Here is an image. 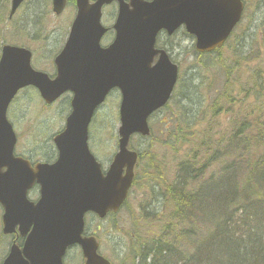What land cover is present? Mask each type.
<instances>
[{
    "label": "water",
    "instance_id": "water-1",
    "mask_svg": "<svg viewBox=\"0 0 264 264\" xmlns=\"http://www.w3.org/2000/svg\"><path fill=\"white\" fill-rule=\"evenodd\" d=\"M24 0H12L11 15ZM114 0H76L78 15L70 38L56 58L58 75L50 80L31 66V50L4 45L0 59V202L4 206V231L17 223L32 225L33 264H63L71 244L83 249L85 264H111L98 254L95 236L86 237L84 216L95 211L102 218L117 210L131 186L138 154L128 149L133 132L149 134L147 117L164 105L177 78V67L162 52L153 66L157 31L170 32L183 21L197 35L201 51L221 46L241 19L240 0H117L120 15L117 38L103 49L100 40L106 28L100 23L101 9ZM60 14L66 0H53ZM35 85L48 103L70 89L74 91L72 114L65 130L56 135L59 150L54 164L30 162L14 156L16 136L6 117L11 100L21 87ZM122 89L120 151L106 176L89 150L88 128L94 109L111 88ZM4 169H7L4 171ZM125 171V172H124ZM41 185V198L27 199L35 182ZM21 264L15 252L8 259ZM7 264V262L5 263ZM28 264V263H25Z\"/></svg>",
    "mask_w": 264,
    "mask_h": 264
},
{
    "label": "rangeland",
    "instance_id": "rangeland-1",
    "mask_svg": "<svg viewBox=\"0 0 264 264\" xmlns=\"http://www.w3.org/2000/svg\"><path fill=\"white\" fill-rule=\"evenodd\" d=\"M244 1L247 6L245 18L239 25L235 36L227 44V47H224L221 55L225 65L233 66L232 70L236 75L234 95L238 101L242 97L239 95V90L244 85V78L249 75L248 69L259 72L262 77L261 81L264 83V0ZM70 4L65 12L58 17L52 12L51 0H27L24 6L17 11L15 18L8 20L9 1L0 22V53L4 43L25 46L33 51L34 69L44 70L51 75L54 74L56 69L53 58L61 51L68 37L70 23L76 14L74 3L70 2ZM116 11L117 5L105 7L102 22L106 26L111 27L114 24ZM37 21L41 23L35 25ZM15 25H18L19 29L16 30ZM113 36V32H109L102 44L106 46L111 42ZM240 38L244 43L245 54L242 56L238 49V52L235 51V43ZM159 42L180 65L182 83L196 72V70L194 71L196 66L199 67L198 72L201 76H208V81L207 83L204 81L198 83L197 79L194 80L195 85L198 86L199 94L193 96L191 102L180 103L182 106L186 105L183 106L185 108L184 113L189 111L186 115H182L173 107L171 109L174 111L166 109L153 118L152 137H134L132 139L133 147L142 154L144 160L141 162V167H144L141 171V179L134 186L124 208L115 216H110L103 221L93 214L87 217L88 232H94L100 237V252L114 264H131L132 254L128 251V246H132L136 240H144L148 233H153L155 223L150 222L149 218L152 219L154 214L158 216L156 220H159V226L166 225L171 221L169 212L174 208L171 209L169 204L164 203L161 194L167 184L176 181L180 175V162L188 158L186 151L192 146L190 143L184 144L189 139L188 135L194 134L196 138H201L203 135L209 133L215 135L217 132L228 129L223 113L220 115L222 127L220 129L214 127L207 129L203 125L198 130H190L187 125V123L195 122L200 118L209 119L213 114L212 111L205 113L208 109L206 101L210 90L211 93L214 90L220 92L224 86L223 65H217V67L201 65L194 52L195 41L185 31L181 30L176 36L169 39L166 38L165 34H162ZM245 57L253 61L248 67L243 61ZM219 59L220 56L217 61ZM203 96L206 99L201 101ZM70 98V94H65L64 97L49 107L33 87L20 91L9 109V119L19 135L18 152L38 160L45 158L42 154L54 151L52 138L56 132L64 127L65 117L70 110L68 104ZM120 101V93L112 92L106 103L100 107L97 114L98 120L92 122L94 124L90 128V144L105 168L111 162L113 154L118 150L117 129L120 124L118 119ZM220 105L224 106L222 109L225 111L229 107L225 104V100H222ZM66 107L69 108L65 111V115H62L61 112ZM170 113L174 115L176 126L167 130L164 129L163 122L168 119ZM198 113L199 115L196 117ZM172 130L176 131V134L186 135V138L179 139L175 149L173 146H168L173 141V136L170 135ZM147 169L151 171L150 176H152L149 180L146 176ZM38 195L39 192L35 189L30 197L35 199ZM1 216L0 209V222ZM207 217L205 215L202 218L205 220ZM5 241V238H0V255L5 251ZM65 257V264H83L81 249L77 246L71 248Z\"/></svg>",
    "mask_w": 264,
    "mask_h": 264
},
{
    "label": "trees",
    "instance_id": "trees-1",
    "mask_svg": "<svg viewBox=\"0 0 264 264\" xmlns=\"http://www.w3.org/2000/svg\"><path fill=\"white\" fill-rule=\"evenodd\" d=\"M4 3L7 6L8 0H0V18L6 7ZM235 45L236 52L238 49L241 56L245 54L241 39ZM221 55L219 50L214 56L217 59L220 56L217 62L223 63L225 85L219 94V90L215 92L217 96L209 107L222 109L224 106L220 104L225 100V104L230 106L226 110L230 117L228 129L198 138L197 148L192 147L188 159L180 162L181 174L189 175L186 183L190 186L181 188L179 204L186 207L187 214L193 210L198 213L203 223L200 227L185 229L180 245L189 246L185 248L192 246L194 257L197 256L203 264H264V99L258 91V73L254 72L247 80L253 88H243L251 110L234 111L235 98L226 92L236 75L233 66L225 65ZM209 57L213 56H206L203 66L208 65ZM196 93L191 84L184 90L189 100ZM199 162L202 163L197 166ZM205 172L210 173L205 187L193 188L187 194V189L194 186ZM205 215L208 217L204 220L202 217ZM174 225L171 223L164 228V236L172 232ZM203 227L208 232L202 233ZM215 241H218L217 246ZM134 243L132 264H136L138 258L137 264H163L162 259H167L161 251L165 247L171 250L168 242L164 244L161 238L154 240L150 248L138 241Z\"/></svg>",
    "mask_w": 264,
    "mask_h": 264
},
{
    "label": "flooded vegetation",
    "instance_id": "flooded-vegetation-1",
    "mask_svg": "<svg viewBox=\"0 0 264 264\" xmlns=\"http://www.w3.org/2000/svg\"><path fill=\"white\" fill-rule=\"evenodd\" d=\"M24 241H25V237H22L20 235V233H13L11 236H9V240H8V251H7L6 255L4 256V259L9 254V251H10V248H11V245L12 244H15L16 243L20 247H22Z\"/></svg>",
    "mask_w": 264,
    "mask_h": 264
}]
</instances>
